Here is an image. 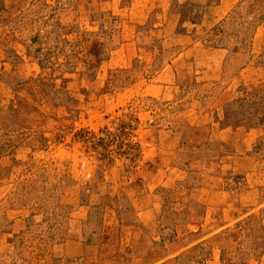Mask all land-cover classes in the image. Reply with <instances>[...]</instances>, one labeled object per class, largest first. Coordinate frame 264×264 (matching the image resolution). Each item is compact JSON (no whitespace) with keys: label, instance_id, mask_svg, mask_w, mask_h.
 <instances>
[{"label":"rangeland","instance_id":"374dc122","mask_svg":"<svg viewBox=\"0 0 264 264\" xmlns=\"http://www.w3.org/2000/svg\"><path fill=\"white\" fill-rule=\"evenodd\" d=\"M0 264H264V0H0Z\"/></svg>","mask_w":264,"mask_h":264},{"label":"trees","instance_id":"16d2710c","mask_svg":"<svg viewBox=\"0 0 264 264\" xmlns=\"http://www.w3.org/2000/svg\"><path fill=\"white\" fill-rule=\"evenodd\" d=\"M122 127L125 129L127 127H130V124L129 123H125V124L122 125Z\"/></svg>","mask_w":264,"mask_h":264}]
</instances>
